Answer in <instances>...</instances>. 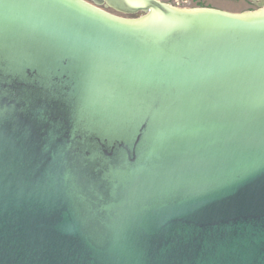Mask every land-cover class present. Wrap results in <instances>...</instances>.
<instances>
[{
	"label": "water",
	"instance_id": "water-1",
	"mask_svg": "<svg viewBox=\"0 0 264 264\" xmlns=\"http://www.w3.org/2000/svg\"><path fill=\"white\" fill-rule=\"evenodd\" d=\"M107 1L0 0V264H264V0Z\"/></svg>",
	"mask_w": 264,
	"mask_h": 264
},
{
	"label": "rangeland",
	"instance_id": "rangeland-1",
	"mask_svg": "<svg viewBox=\"0 0 264 264\" xmlns=\"http://www.w3.org/2000/svg\"><path fill=\"white\" fill-rule=\"evenodd\" d=\"M163 2L181 9L215 8L228 13L240 14L244 12L243 5L225 0H162Z\"/></svg>",
	"mask_w": 264,
	"mask_h": 264
},
{
	"label": "flooded vegetation",
	"instance_id": "flooded-vegetation-1",
	"mask_svg": "<svg viewBox=\"0 0 264 264\" xmlns=\"http://www.w3.org/2000/svg\"><path fill=\"white\" fill-rule=\"evenodd\" d=\"M83 1L90 4V5H93L99 9L107 12V13H110L112 15H116V16H120V17L126 16V15L120 13L118 10H116L107 0H83ZM158 1L165 3L162 0H158ZM225 1L243 5V8L245 9L243 13L258 11L259 9H261L260 4L262 3V0H259L256 2L253 0H225ZM165 4H167V3H165ZM206 9H209V8H206ZM210 9L217 10L215 8H210ZM219 11H221V10H219ZM223 12H226V11H223Z\"/></svg>",
	"mask_w": 264,
	"mask_h": 264
}]
</instances>
